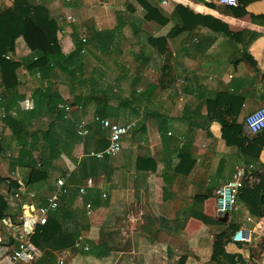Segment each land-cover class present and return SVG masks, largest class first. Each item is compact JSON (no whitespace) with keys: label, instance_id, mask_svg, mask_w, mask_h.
Here are the masks:
<instances>
[{"label":"crops","instance_id":"0c3cea01","mask_svg":"<svg viewBox=\"0 0 264 264\" xmlns=\"http://www.w3.org/2000/svg\"><path fill=\"white\" fill-rule=\"evenodd\" d=\"M31 1L49 7L62 50L72 54L41 70L21 67L17 86L0 88V193L9 202L0 249L16 245L19 208L11 198L20 184L23 201L42 205L66 175L68 192L50 216L77 233L75 244L20 264H217L213 244L230 225L237 229L225 250L264 264V217L238 198L225 221L215 198L237 167L252 181L264 173V147L247 155L253 133L245 124L264 105V0H147L150 10L137 0ZM14 2L0 0V12ZM74 37L86 38L78 51ZM15 51L32 54L22 36ZM102 91L109 108H120L118 122L133 125L117 155L81 156L108 143L97 124L87 136L76 130L95 114L90 96ZM221 91L232 95L229 119L244 125L242 148L227 143L221 123L208 116V101ZM86 99L75 103L81 109L61 107ZM50 154L57 156L47 177L29 182L31 166ZM89 177L94 184L81 194ZM204 215L223 223H204Z\"/></svg>","mask_w":264,"mask_h":264},{"label":"trees","instance_id":"16d2710c","mask_svg":"<svg viewBox=\"0 0 264 264\" xmlns=\"http://www.w3.org/2000/svg\"><path fill=\"white\" fill-rule=\"evenodd\" d=\"M146 9H153L147 0H137ZM149 17H151L149 15ZM160 19V18H158ZM60 25L56 18L52 16L49 7L44 3H34L31 0H15L14 5L0 12V88L4 90L14 89L19 83L18 69L25 67L28 70H41L53 66L55 60H64L65 62L71 58V54L65 55L59 38ZM22 36L31 49L32 54L28 57H19L16 55L17 39ZM162 42H166V38H160ZM85 42L82 38L74 37L75 48L80 49L81 42ZM6 55L10 57L7 58ZM70 61V60H69ZM56 93L50 90L47 94L48 98H52ZM108 94L106 92H93L90 97L96 103L95 113L103 117H108L114 122H118L120 108L114 111L108 105ZM87 99L85 100V102ZM232 95L225 91H221L218 95L208 101V116L210 119L218 120L222 125V135L227 143H236L241 148L244 143V125L238 123L234 119H229L227 115L229 106L232 104ZM84 100L79 103H85ZM78 104V105H82ZM56 107V106H55ZM60 111L63 113L62 108ZM117 119V120H115ZM121 123V122H119ZM125 123V122H124ZM129 132V131H128ZM127 132V133H128ZM126 133V134H127ZM230 136H232L230 138ZM124 137V135H123ZM122 137V142H123ZM49 145L53 144L52 139H48ZM250 145L247 155L257 157L261 149L264 147V129L261 134L252 135L249 139ZM244 150V148H243ZM56 154L43 156L38 163L31 166L29 182H36L45 179L49 168L52 166V160ZM108 157V156H106ZM92 158V157H91ZM182 169V165L178 166V171L187 173ZM87 177V176H86ZM87 179L84 180L85 183ZM4 181V177L0 174V183ZM94 184V183H93ZM18 187V184H14ZM93 186V185H91ZM243 202L250 212L257 217H264V173L259 176V180L252 181L247 172L245 185L241 187L237 193V199ZM61 201V199H60ZM60 206V202H59ZM58 206V207H59ZM58 207L56 209H58ZM9 202L0 193V220L8 216ZM54 209V210H56ZM53 210V211H54ZM52 212V211H51ZM50 212V213H51ZM200 219L204 223H223L220 219H211L207 216H201ZM236 225H230L226 230H221L216 235L213 244L212 259L217 264H237L241 260L240 256L228 253L224 245L227 244L233 233L236 231ZM32 241L42 249L48 248L47 255L53 254L52 250L62 249L75 244L77 233L64 227L61 220L57 216H48L47 222L37 224L34 233L31 235ZM45 254V250H44ZM44 256V255H43ZM42 256V257H43ZM41 257V258H42ZM182 261H185L183 258ZM241 264H245L241 260Z\"/></svg>","mask_w":264,"mask_h":264},{"label":"built area","instance_id":"2783aa9c","mask_svg":"<svg viewBox=\"0 0 264 264\" xmlns=\"http://www.w3.org/2000/svg\"><path fill=\"white\" fill-rule=\"evenodd\" d=\"M225 5H236L238 0H215ZM69 21H74L75 17L68 15ZM85 40V38H83ZM9 58V55H6ZM65 110H70V104H62ZM82 108V105H78ZM90 123L99 125L102 129L107 130L108 143L103 149H91L87 152H82L81 156H89L96 159H103L106 156H115L122 149V137L132 127V122L119 123L114 122L108 117L94 114L91 117H84L77 125V133L80 136H87L91 133L92 128ZM246 127L252 132H261L264 129V105L249 113L245 118ZM66 175L58 178L56 190L47 198V203L36 205L29 201H23L22 185L20 184L18 191L12 195V203L19 208L18 222L16 223V245L9 251H2L0 249V264H6L5 258L9 259V264L32 263L40 259L44 255V250L37 246L31 239L37 224H44L47 222L51 211L59 206L60 198L63 194L68 192L66 186ZM247 178V171L243 166L236 168L233 176L222 185H220L215 192L217 213L223 216L225 213H230L237 208V193L241 187L245 185ZM94 180L89 177L87 182L79 186V191L84 194L88 186L93 185ZM106 193L103 196L106 197ZM88 208L91 203L87 204ZM1 241V239H0Z\"/></svg>","mask_w":264,"mask_h":264},{"label":"water","instance_id":"95a60500","mask_svg":"<svg viewBox=\"0 0 264 264\" xmlns=\"http://www.w3.org/2000/svg\"><path fill=\"white\" fill-rule=\"evenodd\" d=\"M260 134V132L257 133H253V135H258ZM229 213H225L223 216H221V218H223L225 221L228 219Z\"/></svg>","mask_w":264,"mask_h":264},{"label":"rangeland","instance_id":"374dc122","mask_svg":"<svg viewBox=\"0 0 264 264\" xmlns=\"http://www.w3.org/2000/svg\"><path fill=\"white\" fill-rule=\"evenodd\" d=\"M67 17H68V16H67ZM80 100H81V99H80ZM79 102H82V101H75V102L72 101V103H70V105H72V106H73V105H77V104H75V103H79ZM84 102H85V101H84ZM65 104H68V103H65ZM214 200H215V198H214Z\"/></svg>","mask_w":264,"mask_h":264}]
</instances>
